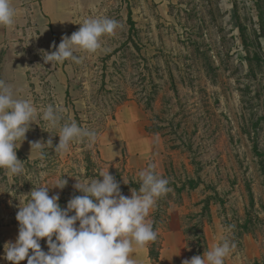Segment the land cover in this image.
Wrapping results in <instances>:
<instances>
[{
    "label": "rangeland",
    "instance_id": "1",
    "mask_svg": "<svg viewBox=\"0 0 264 264\" xmlns=\"http://www.w3.org/2000/svg\"><path fill=\"white\" fill-rule=\"evenodd\" d=\"M98 16L118 21L115 32L102 37L101 49L78 50L79 64L69 59L52 65L35 57V82L13 89L38 109H63L64 119L95 131L97 140L91 146L74 142L59 153L45 148L41 157L30 142L51 138L55 146L58 128L39 116L31 124L16 149L24 173L9 177L0 169V264H11L2 258L4 244L15 242L19 200L33 186L59 194L64 208L81 195L75 178L95 179L109 170L127 183L149 163L161 176L187 184L173 195L170 227L162 233L164 249L165 235L179 224L185 246L174 254V239L168 240L169 250L157 262L182 264L192 258L189 244L191 250L204 248L197 230L186 235L181 227V217L191 213L203 215L195 221L203 220L208 250L231 227L227 235L236 248L225 264H264V0H86L74 9L66 36ZM118 94L128 99L116 107ZM128 121L137 126L138 140L149 141L147 150L134 142L133 156L121 139ZM101 145L108 147V159ZM114 147L120 156L111 155ZM123 160L133 170L129 175L118 167ZM62 176L67 186L52 188ZM40 243L47 251L46 240ZM145 247L141 256L134 246L130 258L155 264Z\"/></svg>",
    "mask_w": 264,
    "mask_h": 264
},
{
    "label": "clouds",
    "instance_id": "2",
    "mask_svg": "<svg viewBox=\"0 0 264 264\" xmlns=\"http://www.w3.org/2000/svg\"><path fill=\"white\" fill-rule=\"evenodd\" d=\"M16 15L11 0H0V26L12 27ZM79 25L71 36L61 38L58 47L53 43L54 51L43 53L45 63L53 65L69 59L81 63L76 52L96 53L102 47V37L112 35L118 21L98 16L86 18ZM38 116L49 127L58 128L52 136H59L55 146L51 138L47 142H30L31 152L35 150L41 157L45 148L59 153L67 151L74 142L86 140L91 146L97 140L95 131L70 118L64 119L63 109L52 104L38 109L30 99L16 98L12 86L0 79V169L6 170L9 177L25 171L16 149ZM155 167L149 163L139 171V188H131L130 196L122 194L120 183L109 170L101 171L95 179L73 177V188L81 195L70 198L64 208L59 194L49 195L47 186H33L22 194L23 201L19 200L15 217L18 236L15 242L4 244L2 258L11 264H20L26 258L27 264H137L130 254L134 246L143 248L157 239L158 232L149 215L158 200L170 191L169 180L158 174ZM63 176L52 188L63 190L67 186ZM230 231L231 227L225 226L219 243L182 264H225L236 248L227 235ZM41 240H46L47 251L41 248Z\"/></svg>",
    "mask_w": 264,
    "mask_h": 264
},
{
    "label": "crops",
    "instance_id": "3",
    "mask_svg": "<svg viewBox=\"0 0 264 264\" xmlns=\"http://www.w3.org/2000/svg\"><path fill=\"white\" fill-rule=\"evenodd\" d=\"M86 0H11L13 7L17 10L15 23L12 27L0 26V53H4L3 62L0 69V79L10 84L15 90L17 85H31L34 81V58L43 57L44 52L54 51L53 43L58 47L61 38L70 33L74 26V9ZM91 1V0H89ZM33 70V73L30 71ZM30 77H32L30 79ZM19 98V93L14 94ZM126 127L122 130L121 139L126 143V149L130 156L133 153L132 144L141 142L147 150L148 139L138 140L137 126L134 123H125ZM102 146V147H101ZM100 146L101 154L104 159H108V147ZM145 150V155L148 153ZM119 151V150H118ZM115 147L112 156H120L122 150L118 152ZM118 152V153H117ZM178 223V222H177ZM178 225L174 231L165 235L163 246L169 250L168 240H173L170 251L177 254L181 253L185 246L184 239L178 230ZM177 237V238H175ZM140 248L141 256L148 250ZM162 248V260L165 254ZM135 257V249L130 254ZM145 262V261H144ZM143 262V263H144ZM161 262V261H160ZM156 262L155 264H161ZM27 258L20 264H26Z\"/></svg>",
    "mask_w": 264,
    "mask_h": 264
},
{
    "label": "trees",
    "instance_id": "4",
    "mask_svg": "<svg viewBox=\"0 0 264 264\" xmlns=\"http://www.w3.org/2000/svg\"><path fill=\"white\" fill-rule=\"evenodd\" d=\"M3 55L4 53H0V69H1V64L3 62ZM69 94V90L67 91ZM108 93V92H107ZM118 97L120 100L116 103V107L121 105L124 101L128 99L126 94H118ZM147 107V106H146ZM149 108V107H148ZM150 109V108H149ZM20 154V151H17ZM118 167L121 168L122 172H126L128 175L130 174L132 169L127 168V162L126 161H119L118 162ZM118 172V171H117ZM93 176H97L96 173H91ZM120 173H116V178L118 180L121 178ZM123 177V176H122ZM165 177V176H164ZM169 180V188L170 191L163 197H161L158 202L156 207L150 212L149 219H151L154 224V230L158 232V237L154 242L148 243V248H149V258L152 261H159L161 257V251H162V233L167 231L170 227V221H171V215H170V209L172 207V204L174 203V194L176 193H182L185 189L187 184L186 183H177L176 180H171L169 177H166ZM138 180L130 179L127 183H123L124 181L120 182L121 186V192L125 196H130V189L139 188V183L137 182ZM189 187H192L193 184L189 183ZM199 217H203V215H195V214H185L181 217V227L183 228L184 232L188 234L192 233V230H197L196 234H200L199 236V242L204 245V248L201 249V246H198L197 249H190L191 244L188 245V250L190 252V255L196 256V255H203V253L208 250V240L205 234L204 230V225H203V220L195 221V219ZM195 222V223H194ZM191 243V241H190ZM2 248V245H0V249Z\"/></svg>",
    "mask_w": 264,
    "mask_h": 264
}]
</instances>
